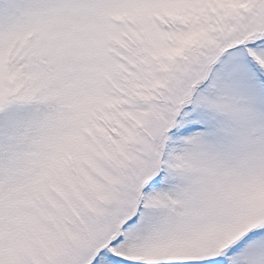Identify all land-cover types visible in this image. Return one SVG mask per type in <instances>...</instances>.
<instances>
[{"label":"snow or ice","instance_id":"snow-or-ice-1","mask_svg":"<svg viewBox=\"0 0 264 264\" xmlns=\"http://www.w3.org/2000/svg\"><path fill=\"white\" fill-rule=\"evenodd\" d=\"M0 264H264V0H0Z\"/></svg>","mask_w":264,"mask_h":264}]
</instances>
